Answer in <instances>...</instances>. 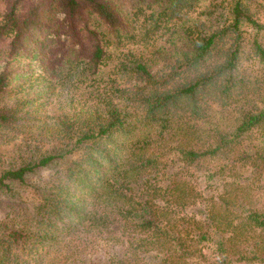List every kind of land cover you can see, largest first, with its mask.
<instances>
[{"label": "trees", "instance_id": "1", "mask_svg": "<svg viewBox=\"0 0 264 264\" xmlns=\"http://www.w3.org/2000/svg\"><path fill=\"white\" fill-rule=\"evenodd\" d=\"M0 264H264V0H0Z\"/></svg>", "mask_w": 264, "mask_h": 264}, {"label": "rangeland", "instance_id": "2", "mask_svg": "<svg viewBox=\"0 0 264 264\" xmlns=\"http://www.w3.org/2000/svg\"><path fill=\"white\" fill-rule=\"evenodd\" d=\"M15 150V147L13 145V142L0 144V152L3 153V155H7L8 153H13ZM6 208L5 205L0 204V215L4 213V209Z\"/></svg>", "mask_w": 264, "mask_h": 264}]
</instances>
